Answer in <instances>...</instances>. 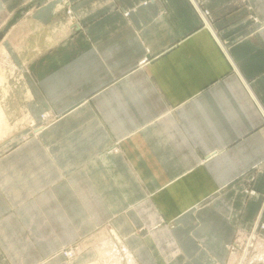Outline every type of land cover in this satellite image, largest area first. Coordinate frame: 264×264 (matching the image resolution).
Segmentation results:
<instances>
[{
  "label": "crops",
  "instance_id": "obj_1",
  "mask_svg": "<svg viewBox=\"0 0 264 264\" xmlns=\"http://www.w3.org/2000/svg\"><path fill=\"white\" fill-rule=\"evenodd\" d=\"M0 32V264H97L108 230L228 264L264 221V0H0Z\"/></svg>",
  "mask_w": 264,
  "mask_h": 264
},
{
  "label": "built area",
  "instance_id": "obj_2",
  "mask_svg": "<svg viewBox=\"0 0 264 264\" xmlns=\"http://www.w3.org/2000/svg\"><path fill=\"white\" fill-rule=\"evenodd\" d=\"M207 13V11H203L201 15L205 16ZM46 117L47 114H44L43 118ZM250 193L252 194L254 192L250 190ZM113 243L119 250L117 255L115 253L116 259L119 262L124 259L128 263L127 258L130 257L132 264H134L133 258L127 249L119 243L120 248H118L114 240ZM65 250L63 254L68 259L72 258L76 253L72 247H68ZM228 252V264H264V221L258 218L252 228L244 235L242 233L236 234L234 240L228 245Z\"/></svg>",
  "mask_w": 264,
  "mask_h": 264
},
{
  "label": "rangeland",
  "instance_id": "obj_3",
  "mask_svg": "<svg viewBox=\"0 0 264 264\" xmlns=\"http://www.w3.org/2000/svg\"><path fill=\"white\" fill-rule=\"evenodd\" d=\"M7 58H6V54H5V52H4V50L2 49V47H1V45H0V76L3 78L2 79V81H1V83H0V87H1V84L6 80V78H8V76L7 75H9L8 74V70L10 69V67H7L8 66V64H7ZM1 94H2V90L0 89V99H1ZM0 108H2L1 106H0ZM2 110V109H1ZM3 123H4V125H3ZM3 125V126H2ZM2 126V127H1ZM12 126H16V124H13V123H9V126L8 125H6V123L3 121V122H1L0 123V129H2V130H4L5 131V134L3 135V136H5L6 135V132H8V129H9V131L12 129ZM6 127V128H5ZM3 128H5V129H3ZM7 129V130H6ZM2 136V137H3ZM114 237V238H113ZM109 239H114V241L116 242V244H117V246L119 247V245H118V243L119 244H121L122 245V243H121V241L118 239V242H117V238L114 236V234H113V232L112 231H110V230H108V232L107 231H105L104 233H102L101 235H100V239L98 240H96V242H95V244L97 245L96 246V248H97V250H96V253L98 254V259H97V264H102V260H101V258H99L100 256H101V253H103L102 251H103V249H106V247L108 248V245H105L104 243H106L107 241H109ZM103 241V242H102ZM102 242V243H101ZM103 246V247H102ZM123 246V245H122ZM69 247H72L73 249H74V251H77L75 254H74V256L73 257H75L76 255H78L81 251H83V248L81 247V245H79V244H74V245H72V246H69ZM99 247V248H98ZM120 248V247H119ZM79 250V251H78ZM99 250H101V251H99ZM66 250L64 249L63 251H62V254L65 252ZM64 255V254H63ZM113 257H115V258H113L112 259V261H114V260H117V263L118 264H127L126 262H125V260L123 259L122 260V262H119L118 261V259H116V256H114V255H112ZM72 257V258H73ZM111 257V255L109 256V258ZM121 257V256H120ZM123 257V256H122ZM70 259V258H69ZM100 260V261H99ZM121 261V260H120ZM133 261H134V259H133ZM115 262V261H114ZM111 263V262H110Z\"/></svg>",
  "mask_w": 264,
  "mask_h": 264
},
{
  "label": "bare ground",
  "instance_id": "obj_4",
  "mask_svg": "<svg viewBox=\"0 0 264 264\" xmlns=\"http://www.w3.org/2000/svg\"><path fill=\"white\" fill-rule=\"evenodd\" d=\"M2 77L0 76V83H1V81H2ZM3 121H5L4 120V116H3V112H2V110H1V108H0V123L1 122H3ZM3 125H4V123H3ZM2 125V126H3ZM1 126V127H2ZM6 128V127H5ZM5 128H3V129H5ZM7 130V129H6ZM8 131H9V129H8ZM5 134V131L4 130H2V129H0V138L3 136ZM114 240V239H113ZM113 240L112 239H109V241H107L106 243H104L105 245H108V248L106 247V249H103V253H101V256L99 257V258H101V262H102V264H118L117 263V260H114V261H112V259L113 258H115V257H113L112 255H114L115 256V253H116V255L119 253V250L116 248V245L113 243ZM103 242V241H102ZM101 242V243H102ZM117 242H118V239H117ZM123 245V244H122ZM125 245V244H124ZM96 246V245H95ZM103 247V246H102ZM99 248V247H98ZM119 248V247H118ZM79 251V250H78ZM99 251H101V250H99ZM77 252V251H76ZM111 255V257L109 258V256ZM100 261V260H99ZM127 261H128V263L127 264H132V261L130 260V257H128L127 258ZM111 262V263H110ZM120 262H122V261H120Z\"/></svg>",
  "mask_w": 264,
  "mask_h": 264
},
{
  "label": "water",
  "instance_id": "obj_5",
  "mask_svg": "<svg viewBox=\"0 0 264 264\" xmlns=\"http://www.w3.org/2000/svg\"><path fill=\"white\" fill-rule=\"evenodd\" d=\"M20 15V12H18V14H16V16L13 18L12 22H14V20ZM10 22V23H12ZM6 29V28H5ZM3 32H0V39L2 38Z\"/></svg>",
  "mask_w": 264,
  "mask_h": 264
}]
</instances>
